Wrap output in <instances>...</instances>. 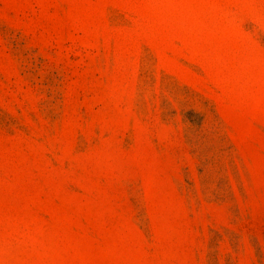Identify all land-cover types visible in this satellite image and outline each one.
Instances as JSON below:
<instances>
[{"label": "rangeland", "instance_id": "obj_1", "mask_svg": "<svg viewBox=\"0 0 264 264\" xmlns=\"http://www.w3.org/2000/svg\"><path fill=\"white\" fill-rule=\"evenodd\" d=\"M0 264H264V0H0Z\"/></svg>", "mask_w": 264, "mask_h": 264}]
</instances>
